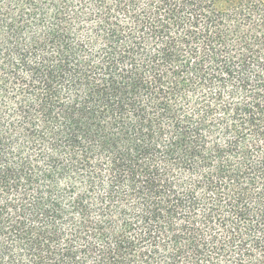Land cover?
<instances>
[{"label":"trees","instance_id":"1","mask_svg":"<svg viewBox=\"0 0 264 264\" xmlns=\"http://www.w3.org/2000/svg\"><path fill=\"white\" fill-rule=\"evenodd\" d=\"M0 264H264V0H0Z\"/></svg>","mask_w":264,"mask_h":264}]
</instances>
